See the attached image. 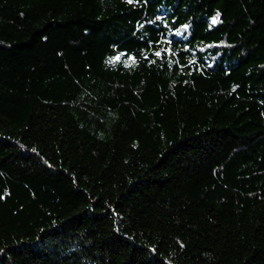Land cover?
<instances>
[{
  "label": "trees",
  "instance_id": "obj_1",
  "mask_svg": "<svg viewBox=\"0 0 264 264\" xmlns=\"http://www.w3.org/2000/svg\"><path fill=\"white\" fill-rule=\"evenodd\" d=\"M0 264H264V0H0Z\"/></svg>",
  "mask_w": 264,
  "mask_h": 264
},
{
  "label": "snow or ice",
  "instance_id": "obj_2",
  "mask_svg": "<svg viewBox=\"0 0 264 264\" xmlns=\"http://www.w3.org/2000/svg\"><path fill=\"white\" fill-rule=\"evenodd\" d=\"M217 22H219V13H218L217 16H216L215 18H213V20H212V23H213V24H215V23H217Z\"/></svg>",
  "mask_w": 264,
  "mask_h": 264
}]
</instances>
